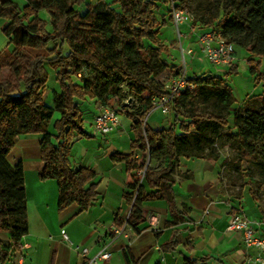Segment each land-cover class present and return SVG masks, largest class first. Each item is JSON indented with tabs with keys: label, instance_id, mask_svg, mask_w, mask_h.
<instances>
[{
	"label": "trees",
	"instance_id": "1",
	"mask_svg": "<svg viewBox=\"0 0 264 264\" xmlns=\"http://www.w3.org/2000/svg\"><path fill=\"white\" fill-rule=\"evenodd\" d=\"M94 1L25 0L21 9L11 0H0V20L7 21L1 32L7 45L12 46L10 52L0 51V232L9 233V246L14 249L28 230L23 170L20 162L10 165L7 161L19 136L40 135L42 169L38 178L56 182L58 211L75 205L78 213H83L97 200L94 172L84 167L73 169L69 161L73 138L87 137L75 83L83 67L103 76L91 86L96 99L117 97L118 87L124 84L137 103L125 116L133 132L129 154L110 156L113 163H123L127 173L133 172L122 194L128 213L123 220L115 218L113 226L125 222L126 228L139 233L145 222L141 206L150 200L165 199L174 211L171 185L179 159L206 156L218 160L215 143L219 130L227 131L247 163L253 162L255 156L250 141H264V70L256 74L262 85L261 107L241 108L242 113L237 110L231 126L227 116L234 102L231 88L225 79L208 73L187 78L193 89L171 101L168 114L173 115V121L167 128L149 130L145 125L142 129V121L153 110V99L164 95V89L155 86L154 76L166 69L179 72V68L159 59L164 51L158 40L159 30L171 25V18L157 17L163 0H115L114 4ZM240 1L223 0L220 19L207 10L199 22L194 20L186 0H179L177 5L190 11L193 26L213 30L233 49H247L253 56L264 58V17L260 16L264 0H252L249 16L235 18L232 13ZM41 11L49 15L50 32L40 19ZM248 37H252L250 44L246 43ZM149 51L154 52L155 66L147 58ZM249 65L256 73L254 65ZM45 67L54 71L59 85V91L52 93V108L42 99L48 77ZM229 67V72L236 69L233 64ZM54 112L59 117L52 134L48 126ZM139 152L143 157L133 159ZM151 162L155 165L151 166ZM261 167L264 169V164ZM260 189L264 190V186ZM124 255L128 261L127 250ZM8 257V249L0 245V264H6ZM197 262L186 260L185 264Z\"/></svg>",
	"mask_w": 264,
	"mask_h": 264
},
{
	"label": "crops",
	"instance_id": "2",
	"mask_svg": "<svg viewBox=\"0 0 264 264\" xmlns=\"http://www.w3.org/2000/svg\"><path fill=\"white\" fill-rule=\"evenodd\" d=\"M6 24L7 21L0 20V30ZM89 106L94 110L88 121L93 131L92 120L97 110ZM151 113L147 115V129H164ZM125 119L128 124L124 126V120H119L108 134L111 137H102L106 146L116 142L111 146L113 151L102 154L99 147L93 150L87 162L86 159H70L73 169L89 168L95 174L93 182L97 185L98 197L83 213H78L75 205L58 211L56 182L38 178L42 169L40 135H23L16 139L7 161L10 165L20 162L23 170L28 230L16 249L9 246V233H0V245L7 248L9 254L6 264H87V259L105 244H109L110 259L98 264H185L186 260H196V264H247V258L256 251L243 246L240 233L227 231L234 212L222 191L220 159L206 156L179 159L171 185L174 211L165 199L146 201L141 206L145 222L139 227V233L126 228L125 236L111 241L109 230L114 219L123 220L128 213L122 194L133 174L126 172L123 163H113L110 159L112 154L130 152L133 135L128 130L131 131L132 124L127 117ZM121 145L124 149L116 150ZM142 157L139 152L133 159ZM154 165L151 162V166ZM145 191L150 192L146 185ZM150 217H153L151 222ZM61 232L69 242L62 239ZM83 249L88 251L85 257L81 254ZM125 250L130 256L128 261ZM201 259L206 260L205 263L199 262Z\"/></svg>",
	"mask_w": 264,
	"mask_h": 264
},
{
	"label": "rangeland",
	"instance_id": "3",
	"mask_svg": "<svg viewBox=\"0 0 264 264\" xmlns=\"http://www.w3.org/2000/svg\"><path fill=\"white\" fill-rule=\"evenodd\" d=\"M16 3L19 8L25 4V0H11ZM108 4H114L115 0H105ZM177 2L179 0H176ZM94 0H89V3H94ZM251 2L252 0H242L240 1L238 8L232 16L235 18H247L251 13ZM186 5L191 10L194 20L199 22L202 18V15L205 11H210L211 14L220 19L223 14V0H186ZM84 10V7L79 8ZM158 18L160 15H164L166 18L169 17L167 11V6L164 1H161L160 10L157 14ZM40 19L43 20L46 24L45 29L50 32L51 26L49 24V15L46 11H41L39 13ZM260 16L264 17V6L260 12ZM180 31L185 33L187 28L184 26L180 27ZM159 43L162 47V55L159 59L167 63L170 67L175 66L180 68L182 66L180 51H179V41L174 27L169 24L164 25L159 30L158 36ZM252 37L246 39V43L250 44ZM181 45L183 49L192 48L194 55L185 56V71L186 77L192 78L194 76H200L202 74H211L215 77H221L225 79L232 91L233 104L229 109L228 122L229 126L232 125V116L233 113L239 110L242 113L241 108H259L262 105V97L260 94L262 92V85L256 80V74L264 70V58H259L253 56L249 50L234 47L235 58L233 65L236 66L234 72H229L228 68L224 67H215L208 63L206 60L197 59V57H202V51H200L196 45L194 38L191 39H182ZM10 52L12 50L11 45H7L6 39L3 36L0 30V51ZM33 54L43 55V51H34ZM196 56V57H195ZM149 62L155 66L157 65L154 57V52L149 51L148 55ZM251 60V61H249ZM249 63L254 65V69L257 70L256 73H253V69L250 67ZM46 68L47 80L45 83V91L42 96L43 102L46 106L52 108V93L54 91H59V85L55 80L54 71ZM176 75L173 70L166 69L159 71L154 76L155 86L158 89H164V87L172 80ZM97 77H103L101 74H98L93 69L88 67H83L80 73V78H78L75 83L78 86V100L80 102V110L82 113V119L84 120L83 128L87 137H74L72 145L70 147L69 154H72V157L69 158V161L72 160H84L86 162L89 156H92L93 150H98L100 147V152L110 153L113 151L112 145L106 146L105 139L95 135L88 125V121L93 113V105L95 109L101 107L113 108L118 110L119 120H124L128 112L131 111V108L136 106V100L131 98L128 95L127 87L123 84L118 87V96L115 98L103 97V99L98 100L92 94V85L95 84V79ZM210 110L211 106H206ZM151 114L157 117L159 123L163 124V128L168 127L173 121V115L167 114L162 115L160 111L153 110ZM59 114L54 112L51 122L49 124V132L55 134L53 128L54 121L58 119ZM168 123V124H167ZM175 132L179 134L181 131L178 125L174 126ZM220 137L215 143V149L219 154V178L222 185V191L226 193L229 203L231 204L233 214L240 215L241 217L250 220L255 224L256 233L258 237L264 242V190H261L260 187L264 186V169L261 167L264 164V141L260 140H251L254 148V161L247 163L242 160L240 151L237 149L236 142L228 136L226 130H219ZM128 133L133 135L132 131L128 130ZM110 135H108L109 137ZM111 137V136H110ZM126 141L125 139L122 140ZM121 141V142H122ZM118 143V141H117ZM119 144V143H118ZM123 145V144H122ZM119 146V149H124V146ZM130 145V143H129ZM88 151V152H87ZM87 152V153H86ZM213 158V157H211ZM230 217V218H231ZM6 233V232H0ZM255 250V249H254ZM256 252L247 258V264H259L254 262V258L259 255V252ZM260 258L264 264V253L260 254Z\"/></svg>",
	"mask_w": 264,
	"mask_h": 264
},
{
	"label": "built area",
	"instance_id": "4",
	"mask_svg": "<svg viewBox=\"0 0 264 264\" xmlns=\"http://www.w3.org/2000/svg\"><path fill=\"white\" fill-rule=\"evenodd\" d=\"M169 10V17L171 18L172 26L175 29L177 39L179 41V51L182 61V66L179 72L168 82L164 88V95L153 99V110H158L162 115H167L169 112L171 101L178 98L183 91L193 89V86L188 83L185 71V56H193L192 48L183 49L181 45L182 39L194 38L196 45L202 51V57H197L200 60H206L215 67L228 68L234 62L233 46L227 43L219 34L213 30H202L197 26L192 25V15L187 8L178 7L176 0H163ZM181 26H186L187 31L182 33ZM196 57V56H195ZM80 77V75H78ZM152 110V111H153ZM119 115L113 108L101 107L92 120V128L95 135L105 137L110 134L114 128L119 124ZM146 118L142 121V129L146 125ZM143 173L139 172L142 178ZM153 217L149 218V222ZM125 222L119 226H112L109 230L111 241L119 236H125ZM228 232H238L241 235V242L245 248H254L259 252V255L254 258L255 263L263 264L260 254L264 253V242L258 237L256 233L255 224L248 219L235 215L229 219ZM62 239L69 242L68 237L61 232ZM109 244L103 245L100 250L92 257L87 259V264H98L100 262H107L110 259V252L108 250ZM87 249H83L81 254L85 257Z\"/></svg>",
	"mask_w": 264,
	"mask_h": 264
}]
</instances>
